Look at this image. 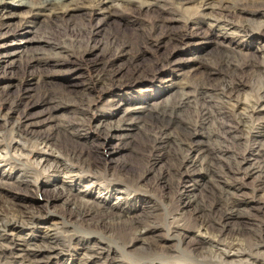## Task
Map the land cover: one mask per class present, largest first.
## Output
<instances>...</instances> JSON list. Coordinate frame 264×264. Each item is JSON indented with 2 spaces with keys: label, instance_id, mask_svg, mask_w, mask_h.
I'll return each mask as SVG.
<instances>
[{
  "label": "bare ground",
  "instance_id": "6f19581e",
  "mask_svg": "<svg viewBox=\"0 0 264 264\" xmlns=\"http://www.w3.org/2000/svg\"><path fill=\"white\" fill-rule=\"evenodd\" d=\"M159 1L164 5L176 3L180 8L195 2L197 12L209 17L204 33L210 37L223 31L224 37L241 32V27L231 19L236 12L248 11L249 17L246 19L254 16V19H260L258 27H264V0ZM114 5L135 13L149 11L157 5V1L0 0V28L12 27L14 24L8 19L18 16L28 19L26 24L41 22L50 27L52 24H64L67 16L74 15L70 14L71 10H85L87 15L103 13ZM17 6L24 7V10L17 11ZM102 17L100 14L97 27H102ZM196 17H199L198 14L184 20V28H177L173 23L178 18L155 16L151 21L153 24L144 27L141 42L137 44L110 32L108 46L113 51L110 57L119 55L121 61L129 62L136 55H141L145 48H152V41H165V45H169L179 35L186 36L192 30H200L198 22L195 26L188 25ZM80 19L81 23L78 24ZM80 19L70 25L64 24L65 29L75 27L78 30L79 25L88 23L83 16ZM154 21H157L156 26ZM19 25H23V22ZM214 40L220 51L218 56L211 52L188 59L187 72L195 76L193 85L211 96L222 98L224 114L235 123L233 128L237 132L264 135V43L257 48L255 59H245L220 37ZM62 52L55 51L56 55L63 57L55 59L47 51L37 50L29 56V63L38 70L53 67L56 68L54 71H59V65L73 62L67 57L69 52L64 55ZM165 63L166 58L163 57L161 63L157 60L153 66L158 69ZM114 64L112 60L105 62L99 80L103 84L108 82L109 86L127 84L130 80L121 81L118 78L120 68H115ZM107 66L111 68L106 70ZM136 69L139 73H136L135 81L142 82L148 73L139 65ZM247 77L249 84L246 83ZM247 85L249 92L245 94L243 90ZM40 91L38 102L43 104V113L47 118H53L56 109L73 105L72 100L76 97L79 98L77 104H94L92 96L87 97L83 90L72 93L69 96L71 102L64 100L63 94L51 86L43 85ZM20 100V95L5 99L9 108L3 119L9 123L10 142L4 130L0 129V166L9 163L10 168L19 172L21 182L30 180L38 183L45 179L44 182H53L56 188L67 192L91 186L105 192L106 197L115 194L123 204L119 210H114L100 201L93 205L68 201L67 207L70 209L61 218L62 221L52 223L54 217L51 213L37 210V207L0 191V234L3 238L0 242V261L11 258L6 261L20 264H264V218H254L242 208L252 203L257 204L255 207L258 208L264 206V168L252 171L257 175L254 192L242 191L239 186L241 177L235 176L242 169L241 166L238 163L223 165L221 156H218L219 149L197 140V122L178 117V101L146 113L130 112L123 123L115 128L118 131H137L142 126L146 128L145 144L138 151L134 149L135 155L143 161L150 156L146 152L156 150L159 155L168 150L171 153L165 174L155 175L152 167L138 174H131L125 169L106 171L94 159L89 147L76 142L77 131L72 130L75 127L83 129L84 126L83 119L78 116L80 112H76L71 120L59 122L51 131L43 132L32 127L41 120H34L30 113L21 110ZM208 107L201 106L199 110L203 119L212 112ZM113 136L120 138L124 134L117 132ZM63 137L76 144L63 141ZM193 154L198 156L197 160L192 158ZM199 162L211 172L212 179L201 181L203 176L197 166ZM188 173H194L197 177L189 187L195 189L199 184L201 197L192 190L180 194L176 192L178 184ZM232 181L239 185L233 186ZM2 183L5 182L0 181V185ZM135 189H146L151 193L152 200L130 212V202L132 198L134 200L131 191ZM159 191H162V195H159ZM251 196H254V200ZM173 207L176 208L175 213L170 211ZM166 215L171 218L167 223ZM87 216L91 221L79 229L89 233L83 234L78 229V221ZM247 221L253 224L251 228L244 226ZM23 229L34 230L39 237L29 240V236L18 233ZM9 235L12 237L9 238ZM171 238L177 239L179 244L176 253L167 249L165 242ZM128 249L137 252L130 253Z\"/></svg>",
  "mask_w": 264,
  "mask_h": 264
},
{
  "label": "rangeland",
  "instance_id": "374dc122",
  "mask_svg": "<svg viewBox=\"0 0 264 264\" xmlns=\"http://www.w3.org/2000/svg\"><path fill=\"white\" fill-rule=\"evenodd\" d=\"M156 1L157 5L149 11H136L135 13L124 11L116 5L103 11V13L87 15L84 13L85 10H71L70 14L74 15L67 16L68 20L64 24L70 25L82 16L88 22L79 25L78 30L75 27L65 29L66 26L61 23L52 24L50 27L41 22L26 24L28 19L22 16L9 18L8 20L14 25L0 28V129L4 130L7 141L10 142L9 123L3 119L4 113L9 108L5 99L20 95L19 108L30 113L34 120L39 118L41 121L32 127L43 132L51 131L59 122L71 120L76 116V112H80L78 116L83 119L84 126L83 129L75 127L72 130L73 132L77 131L76 142L80 146L89 147L94 159L106 171L125 169L131 174H138L147 167H152V172L155 175L165 174L171 154L168 150L159 155H157L156 150L153 153L146 152L150 156L144 161L135 155V150L138 151L145 144V127L142 126V129L137 131H118L115 128L123 123V119L130 112L134 114L146 113L154 108L169 106L178 101L176 110L178 117L197 122V140L203 142L202 144L207 143L219 149L218 156H221L219 159L223 165L231 166L238 163L241 166L240 172L235 173V176L241 177L240 185L234 181L231 184L241 186L242 191L246 193H253L257 175L252 171L253 169L264 168V135L259 133L247 135L237 132L233 128L235 123L224 114L222 98L217 95L211 96L208 92L205 93L204 89H197L193 85L195 76L187 72L189 70L187 62L189 58L198 54L212 52L218 56L220 51L217 49L214 39H219V37L243 58L255 59L257 48L264 43V27L259 28L257 25L260 19H254V16L246 19L249 17L248 11L236 12L231 19L241 27V32L231 33L224 37L223 31L217 32L219 35L210 37L204 33L209 17H203L197 12L195 2L187 3L180 8L179 4L176 3L164 5L161 1ZM16 9L21 11L24 10V7L17 6ZM100 14L103 15L102 27H97ZM196 14L199 17H196L194 22H188V25L195 26L198 22L200 30H192L186 36L179 35L178 39L169 45H165V41H152L154 46L145 48L141 55L134 57L133 61H121L119 55L110 57L113 54L112 49L108 46L110 32H115L137 44L141 42L140 35L144 27L151 26L153 24L151 21L155 16H174L178 20L174 21L173 25L177 28H184L183 21H187ZM21 22L23 25H19ZM156 22L154 21L155 26ZM77 23H81V19ZM37 50H45L48 55L55 59L63 58L56 55L55 51L62 50L63 55L69 52L70 55L67 57L71 58L73 62L59 65V71H54L56 68L53 67L48 70L44 68L38 70L31 66L28 59ZM163 57L166 58V63L158 69L154 67L153 63L157 60L161 63ZM111 60L115 61V64L118 61L113 66L120 68L118 78H121V81L130 80L127 84L109 86L108 82L103 84L99 80L105 62ZM138 65L140 69L148 73L147 78L142 82L135 81L136 73H139L136 69ZM108 67L111 68V66H107L106 70ZM41 75L42 77H40ZM246 81L247 84L250 83L248 77ZM43 85L58 90L67 102H71L69 96L72 93L83 90L87 97L92 96L94 104H77L79 98L76 97L72 100L73 105L56 109L54 117L47 118V115L43 113V104L38 102ZM247 87L248 85L243 90L245 94L249 92ZM201 106H209L208 108L212 111L206 119H203L199 114ZM117 132L124 134V136L115 138L113 135ZM63 141L73 143L67 137H63ZM187 152L185 149V155L188 154ZM192 158L197 160L198 156L193 154ZM197 166L202 172V182L213 178L211 172L204 165L199 162ZM12 170L14 169L10 168L9 163L0 166V181L5 182L0 185V191L9 197L23 200L33 207H37V210L51 213L54 217L51 220L52 223L62 221L61 218L70 209L67 207L68 201L88 205L100 201L114 210H119L123 204L116 198L115 194L106 197L105 192H99L91 186L89 188L81 187L80 189L83 191L73 189L67 192L56 188L53 182H44L45 179L38 183L30 180L21 182L19 172ZM191 174L188 173L183 180L184 182L178 184L176 192L180 194L192 190L197 196L199 195L198 197H201L202 192L199 184L195 189L189 187L194 183L192 180L197 178L194 173ZM230 175L232 176V174ZM161 193L162 191H159V195H162ZM131 194L134 200L132 198L130 202V212H134L135 208L144 207L147 202L152 200L151 193L146 189H135L131 191ZM250 198L253 199L254 196ZM256 205L252 203L250 206L244 205L242 208L254 218H264V206L258 208L255 207ZM127 206L129 207V205ZM170 211L175 213L176 208L173 207ZM170 219V216H165L166 223ZM90 221L89 216L79 220L78 229L85 227ZM165 222H162V225H165ZM237 225L235 224V226ZM244 226L251 228L253 224L247 221ZM79 231L83 234L89 233L83 229H79ZM18 233L29 236V240H35L39 237L38 232L34 233V230L23 229V231L19 230ZM262 233L264 235V227ZM11 237L9 235V238ZM1 241L3 238L0 234ZM165 243L170 252L176 253L179 246L177 239H167ZM134 252L137 251L130 250V253ZM262 258H264V253ZM6 260H11V258ZM6 260H1L0 264H20L10 263ZM124 260L128 261L127 258Z\"/></svg>",
  "mask_w": 264,
  "mask_h": 264
}]
</instances>
